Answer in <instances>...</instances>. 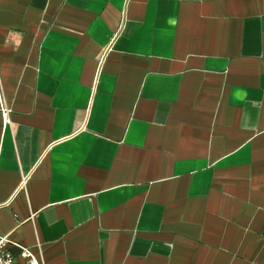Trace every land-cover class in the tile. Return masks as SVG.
Returning <instances> with one entry per match:
<instances>
[{
  "label": "crops",
  "instance_id": "1",
  "mask_svg": "<svg viewBox=\"0 0 264 264\" xmlns=\"http://www.w3.org/2000/svg\"><path fill=\"white\" fill-rule=\"evenodd\" d=\"M0 235L264 264V0H0Z\"/></svg>",
  "mask_w": 264,
  "mask_h": 264
},
{
  "label": "built area",
  "instance_id": "2",
  "mask_svg": "<svg viewBox=\"0 0 264 264\" xmlns=\"http://www.w3.org/2000/svg\"><path fill=\"white\" fill-rule=\"evenodd\" d=\"M8 122L9 118L6 116V123ZM10 246L9 238L0 235V264H44L31 248L18 246V253H13Z\"/></svg>",
  "mask_w": 264,
  "mask_h": 264
}]
</instances>
